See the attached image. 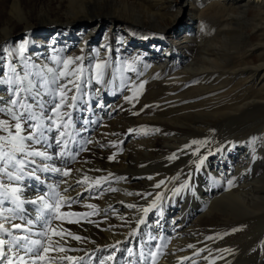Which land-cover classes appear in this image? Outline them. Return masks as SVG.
Wrapping results in <instances>:
<instances>
[{
    "label": "rangeland",
    "instance_id": "obj_1",
    "mask_svg": "<svg viewBox=\"0 0 264 264\" xmlns=\"http://www.w3.org/2000/svg\"><path fill=\"white\" fill-rule=\"evenodd\" d=\"M34 1L37 2L35 7L30 4L29 0H23L26 10L37 11L45 8L44 11H49L50 9H56L53 12H59L61 16L59 18L66 19L64 15L66 4H63V9H59L56 8V0ZM92 1L93 4L96 3L95 8L101 7L98 6L99 3L96 0ZM195 1L197 0H167L166 3L168 4L165 6L157 3L158 5L154 7V10L157 13L156 10L159 9L160 13L158 12V17L155 20H159L156 22H160V24L154 25L152 24L155 23L154 18L150 19L147 13L148 11L153 13L150 3L145 2V0H131L136 5L130 7V14H116L119 19H110L104 23L97 31L98 34L94 36L92 42L88 45L90 48L83 47L82 49L81 47V50L79 49L81 52L78 50L77 54L73 55L71 53L79 48L78 42L76 47L72 48L73 51L69 49L71 51L67 52L64 45H59V51L53 48L51 53L44 49L46 46L43 42L37 43V35L48 31L49 28L41 25L35 13L33 15L29 14V10L26 11L27 16L32 19L34 28L32 36L22 29L16 30L14 36L10 37L8 42L3 43L0 47V65H6V73H2V77H0V84L2 85L0 91L8 92L10 97L6 99V104H3V100H0V155L7 153L4 159H0V224L12 233L9 235L7 232L0 230V240L6 241L5 252H7L8 247L13 246L14 236H29L33 240H42L43 247L49 245L48 248H50L51 253L61 252L58 246L57 250L53 248L54 233L61 234L57 238L60 241L68 242L71 236L68 233H72V235L80 233L82 235V232H86V229L83 228L90 225L96 226V224L100 225L95 232L96 244L101 245L105 242L102 228L114 225L119 216L117 214L107 216L99 213L96 208L87 207L89 203L84 202V195L82 194L78 201L62 204L63 199H60L58 190L64 179L74 175L78 168L92 170L99 166L98 168L106 169L117 161L122 162V157L126 153L130 155L129 150L132 154L134 153L135 158H139L140 161L145 160L146 157L140 156L143 155L140 151V144L143 143L146 136H149L147 133H154L151 140L155 143L152 155L155 158H159L163 155V152L173 153V149L166 146L163 141L162 135L164 133L170 132V129H172V133L186 134L182 127L164 124L151 123V126H155L153 129L145 126L136 127L134 120L143 116L152 117L157 115L160 117L168 116L170 119L185 118L188 114H193L196 111H198L196 114L201 111L204 113V108L209 103L222 108L221 102L224 99H229L232 93L239 96L244 94L243 96H245L248 95V91L249 94L252 92V90H249L247 82L243 84L244 79L238 78L231 84L227 83V79L225 80L223 77L213 78L210 79L208 85L205 84L206 86H204L199 80L193 79L195 76L192 72L189 71L188 74L183 72L185 67L191 66L192 62H195V65L199 63L203 48L197 41L205 39V42H210L208 38H210L211 32H207L205 29L201 30L202 28L198 26V23L189 28V25H191L190 15L198 12L195 8ZM198 1L202 4L206 0ZM51 2H53L52 5H50ZM101 3L105 6L104 2ZM257 14L256 7L250 8L248 12L249 19L255 18ZM5 15L6 13H2L0 7V26L6 19ZM54 15L58 16V14ZM137 15L141 16L142 21L140 23L142 25L136 24L132 20L133 16ZM174 20L176 22L172 25ZM112 24L113 27H111ZM120 25L123 26H121V30L125 28L131 31L133 36L129 43H134L135 40L147 41L154 48L158 43L157 47H159L158 50L161 54L164 53V47L161 43L167 46L173 43L174 56L170 59L162 56V62L168 68L165 74L158 71H156V74H149L152 68V60L149 59L148 53L128 55L123 50L122 45L127 43L124 40L127 36L116 31ZM236 26V31L229 43L228 36V38L225 37L226 39L222 36V41L220 39V42L224 45L225 41L227 42L224 51L231 58L223 65L228 67L227 70L230 72L233 71V68L238 70L239 68H246L244 67L245 64L254 66L259 61L257 54L250 53L251 49L249 47L252 48V46L261 43V37L255 34L251 27H243L238 18H236ZM19 28H21L20 24ZM107 34L111 36L113 48L111 59L108 56L99 57L101 50L98 46L102 45ZM55 41L61 44L62 39L57 37ZM22 46L23 50H21ZM227 49L228 51H226ZM37 50L42 54L33 55ZM87 51L95 52V58L92 61L86 55H83ZM247 51L249 52L245 55V62H243L240 60L241 55ZM19 62L23 63L22 68L18 66ZM98 64L102 66L99 69L96 67ZM74 66L80 71L85 67H90L92 73L88 71V75H90L88 79L84 75L82 76L78 89H71L72 85L68 84L70 79L71 82L74 81L71 78L74 76ZM61 73L64 75H61ZM111 73L112 75H110ZM169 74L170 76H167ZM133 78L135 79L133 80ZM220 79H223L224 82ZM239 80L243 82L241 83ZM63 83H66L64 85L67 86V90L64 97L65 103L59 109L60 117H62L60 118L53 109L55 105L61 102ZM141 84L143 88L140 87ZM221 84L227 89L220 91ZM206 87L209 88L207 92L197 93V90ZM99 88L104 89L103 97L96 93V89ZM73 92L76 94H73ZM73 95L76 99L72 102L71 97ZM220 95H224L221 96L223 97L222 100H214ZM13 101H16V103L14 104ZM69 101L72 102V107L67 106ZM254 113L255 111L250 110L242 117L247 127L246 133L244 131H242L244 133L240 132L244 137L233 136L224 141L211 138L214 140L212 149H215L211 154L216 159H225L227 162L230 160L228 158L232 157L235 152L238 153L243 149H248L247 157L252 159L249 163L250 172L257 168L256 174L261 176L264 173V149H260V153L257 155L256 148L262 146L260 143L263 142L264 138L256 145V139H261L258 138L261 135L257 133L253 139L251 129L253 130L252 126L256 124H260V127L264 125V116H259L257 117L259 119H257L253 116ZM32 116H35L36 119H31ZM20 117H23V119H20ZM17 122L22 125L21 136L27 137L29 134H35L40 141L35 143L25 139L24 153L15 151L11 143V137L16 135L15 124ZM37 124L40 125L38 129L34 127ZM64 124H67L68 127H63ZM57 125H60V127L58 128ZM61 132L64 133L63 137L60 135ZM58 140L61 141L59 147L57 146ZM192 141L195 140L186 141V147L191 151L199 147L198 143L193 144ZM240 143L243 145L241 144L240 147H236L232 151L223 152L224 149ZM251 150L252 153L250 154ZM31 151L45 152L51 159L46 160L43 157L28 155L27 153ZM188 155L191 158V154ZM110 156L114 158L108 159ZM9 157L13 159H9ZM145 162H143L144 166L147 165ZM45 165L48 166V171L44 170ZM168 165L171 166L172 164L165 163L161 167L167 169ZM51 169H60V171L56 172ZM64 171H68L69 175L64 176ZM199 171L203 173L202 178L213 190L222 189L226 192L237 187L235 182L237 177L234 174L228 178L218 176L210 167L200 162L193 165V168L189 170L190 174ZM9 176H19L20 179H9ZM11 188L20 189L16 193V196L19 197L18 201L11 194ZM130 188L139 201H143L144 198L148 197L147 188L140 182L131 183ZM111 189L116 188L109 186L102 192H96V194H93V199L99 203L101 195L107 192L115 195L116 191ZM206 193L204 191L200 194L195 185H190L187 190L185 188L184 194H175L173 191H168L166 198L154 210L150 222V224L156 223L155 226L151 227L156 232L155 235L153 237H146L145 235L139 239L140 244L144 247L143 252L135 254V251L131 250L132 247L122 250L127 245L122 243L117 261L113 264H160L162 263L161 259L169 251L171 243L175 241V235L183 236L185 239L197 238V241L191 240L188 243V245L195 248L203 247V245L204 247H211L208 256L195 257L192 264L213 263L218 259L230 260L228 262L232 264H247L250 262V247L244 246L242 242L248 236L249 228L245 225L227 223L222 217L213 218V216L207 215L209 209L206 202L209 199L208 195H205ZM40 196L45 198L44 201L36 204L31 203ZM44 203L51 204L54 207L48 210L44 208ZM57 203L60 205L59 208L55 207ZM27 209H32V213ZM178 212L180 217L173 222L172 220ZM61 213H82L85 215L61 216ZM41 215L44 219L37 220L36 218ZM123 217L129 218L128 215ZM28 220H32L33 223L31 225L26 224ZM46 221L47 226H45ZM69 221L72 222L69 223ZM76 221H79V223ZM13 224H20L24 228H30L31 231H18L12 228ZM41 232L45 235H39ZM90 232L93 233V231ZM132 238L130 236L129 239ZM81 240L83 241V239ZM139 242L134 246L136 249L140 246ZM259 246L263 254L264 246L262 244H259ZM129 249L131 255H129ZM120 252L122 253L121 257ZM8 255H12V259L17 260L15 257L25 255V253L22 249L13 247V252L8 253ZM25 260H29L26 255ZM3 264H7V261H4ZM29 264H31V261H29Z\"/></svg>",
    "mask_w": 264,
    "mask_h": 264
},
{
    "label": "bare ground",
    "instance_id": "obj_2",
    "mask_svg": "<svg viewBox=\"0 0 264 264\" xmlns=\"http://www.w3.org/2000/svg\"><path fill=\"white\" fill-rule=\"evenodd\" d=\"M29 2L32 6H37L36 1L29 0ZM96 2L99 3L98 6H101L100 8H95L94 5L96 3L93 4L92 0H56V8L63 9V4H66L64 10L65 20L59 18L61 17L59 12H53L56 9L44 11L45 8H42L41 10H37L39 12L28 9L29 14H36L37 20L41 22L42 26H47L49 28L47 29L48 31L37 35V43L43 42L46 46L44 49L51 53L53 48L58 49L59 51V45H64L65 50L70 52L73 47H76V43L78 42L79 48H77L75 52L72 50L73 52L71 53L72 55L77 54V51L81 47L82 49L83 47H89L88 45L92 42L94 36L98 34L97 31L104 23L108 22L110 19H119V16L116 14H130V7H134L136 5V3L131 2V0H96ZM101 2H104L105 6H103ZM145 2L150 3V8L153 13L151 11H148L147 13L149 14L148 16L150 19L154 18L153 20H155L160 13L158 8V10H156L157 13H155L154 10V7L158 5L157 3H161V6L168 4L166 3L167 0H145ZM195 2V8H197L198 12L190 15L191 25H189V28L198 23V26L202 28H200L201 30L205 29V31L211 32V36L208 38L210 39V42H205V39L197 41V43L203 48L199 63L195 65V62H192L191 66L185 67V69L183 68V72L187 74L189 71L192 72L195 76L193 79L199 80L204 86L208 85L210 79L213 78L223 77L225 80L227 79V83L231 84L238 78L241 80L244 79V82L239 81L241 83L243 82V84L247 82L246 84L252 92L249 94L248 91V95L245 96L242 94L243 97L232 93L229 99H224L223 102L220 101L223 106L222 108H218V106H214L209 103L208 106L204 108L203 112L205 114L202 113V111L196 114L198 112L196 111L193 114H188L185 118L170 119L168 116L160 117L157 115L152 117L143 116L134 120L136 127L145 126L149 129H153L155 126H151V123L164 124L173 127H182L184 128V132H186V134L182 135L172 133V129H170V132L164 133L162 135L164 138L163 141L166 146L173 149V153L168 154V152H163V155L159 158H155L152 156L155 143L151 140L154 133H147L149 136H146V139L142 144H140V151L144 155L140 156L146 157L145 160L140 161L139 158H135V156H133L134 153L132 154L130 152L131 150H129L130 155L126 153L124 157H122V162L117 161L108 166L106 169L98 168L99 166H96L92 170L78 168L74 175L68 176L64 179L58 190L60 197L65 198L62 200V204L68 203L66 199L67 197H72L73 203L78 201L80 197L84 195V202L89 203V205H95V208L96 210L98 209L99 213L107 216H114L117 214L119 219L114 225L102 228L105 242H101V245L98 243L96 244L97 238H95V232L100 226L97 224L96 226L90 225L83 228L86 229V232H82V235H80V233L71 235L68 242L63 240L60 241L57 239L58 235H54V250L58 249L57 246L59 249L63 246L62 248L64 251L51 253L50 248H48L49 245H47L46 248L49 249V252L47 253L45 260L43 262H37V264H100V260H104V264H113V262L117 261L122 243L127 244L122 248V250L132 247L131 250L135 251V254L142 253L144 247L140 244L139 239L145 235L146 237H153L156 233L154 229H151V227L155 226L156 223L150 224L156 207L163 202L168 191H173L175 194H184L185 188L187 190V187H190V185H195L200 194L204 191L207 192L205 194L208 195L209 199V201L206 202L209 209L207 215L210 217L213 216V218L222 217L227 223L245 225L249 228L248 236L242 241L244 246L250 247L251 251L250 262L247 264H264V253L262 254L259 246V244L264 246V173L261 176H258L256 174L257 168L250 172L249 163L252 159L247 157L248 149H243L238 153L235 152L232 157L226 156L230 159L227 162L225 159H216V157H213L211 154L215 150L212 149L214 138L217 141H224L233 136L244 137L242 133H246L247 127L244 118L242 117L246 115L248 111H255L253 116L256 118L264 116V0H206L202 4L198 0ZM52 4L53 2L50 3V5ZM0 7L2 9V13H6V19L0 26V47L3 43H7L9 38L13 37L19 29H22L29 35L33 33L34 28L32 19H30L26 14V11L28 10H26V5L23 3V0H0ZM252 7L257 8L258 14L255 18L249 19L248 12ZM54 14H58V16ZM236 18H238L239 23L242 24L243 27H251L254 30V33L261 37V43L252 46V48L248 46L251 49L250 53L257 54L259 58L258 64H254V66H248L245 64L244 67L246 68H239V70L233 68V71L230 72L227 70L229 68L223 65L231 58L230 55L228 56L224 51L227 46V42L224 40V45L220 42V39L222 41V36L223 38L228 36L229 39L227 40L229 43L232 35L236 31ZM222 19L223 21H221ZM132 20L136 24L142 25L140 23L142 21L140 15L133 16ZM156 21L159 20H155V23L152 24H160V22ZM175 22L176 20L172 22V25L175 24ZM19 24L21 28H19ZM121 26L122 25L115 29L127 36L126 39H124L127 43L122 45L124 47L123 50L127 52L128 55L135 53H148L149 59L152 60V68L150 69L149 74H156V71L165 74V71L168 68L165 66L164 62H162V56L166 59H170L174 56L173 43L169 44V46L161 43L164 47V53L161 54L160 50H158L159 47H157L158 43L155 48L154 46L151 47L147 41L135 40L134 43H129L131 42L133 35L130 30H126L125 28H122L123 30H121ZM111 27H113V24ZM57 37L62 39L61 44H58L55 41ZM98 47L101 50L99 57L112 56L113 48L111 44V36L107 34L102 45H99ZM226 51H228V49ZM240 52L239 54H241ZM248 52L249 51L241 55V61L245 62V55ZM94 53L95 52L87 51L84 52L83 55H86V57L92 61V59L95 58ZM41 54L42 53L37 50L33 55ZM111 58L112 57H110V59ZM22 62H19L18 64L20 68L23 67ZM3 66L4 65H0V77H2V73H6V65L4 67ZM88 71L91 73L90 67H85L80 71L76 66H74V76L71 77L74 81H72V83H68L72 85L71 89L79 88L76 86H80L83 75L86 79L90 77V75H88ZM136 74L137 72L135 71V75ZM170 74L167 76H170ZM225 74L226 76H224ZM110 75H112V73ZM134 79L135 78H133V80ZM170 79L173 80L174 78ZM221 80L223 81V79H220V81ZM64 84L66 83H63V85ZM221 87L220 91L227 89L226 87H223L222 84ZM1 88L2 85L0 84V90H2ZM207 90H209V88H202L197 90V93H204L205 91L207 92ZM239 90L241 89L239 88ZM96 93L103 97L104 89H96ZM73 94L76 93L73 92ZM221 96L224 95H220V97L217 96L214 100H222L223 97ZM7 98H10L9 93L6 91H0V100H3V104H6ZM259 125L260 124L253 125V130L251 129V131H253V134H251L252 138L257 133L261 135L258 137L261 139H256V145L264 138V125L261 127ZM215 132L216 134H214ZM191 139L200 142L198 143V148L192 149L194 152L186 147V141ZM242 143L231 148H226L223 152L232 151L236 147H240ZM260 145L262 146H258L256 148L257 155L260 153V149H264V139ZM251 153L252 150L250 154ZM173 154H175L176 158L169 159V157H172ZM188 154H191V158ZM148 161H150L149 165ZM143 162H145L148 166H144ZM199 162L210 167L218 176L228 178L234 174L237 177L235 181L237 185L236 189L226 192L222 189V191L220 189L213 190L210 188L209 184L206 183V180L204 181L202 178L203 173L201 171L190 174L189 170L193 168V165H196ZM165 163L172 165H168L169 167L165 169L161 167V165ZM110 173L111 175H109ZM85 177H88V179L85 180ZM149 177L152 179H149ZM98 180L99 185L96 183ZM77 181H82V183L77 184ZM161 181H163V183H161ZM133 182H140L147 188L148 197L144 198L145 200L139 201L136 198V194L130 188V184ZM157 184L160 186L156 187ZM109 186L116 188V194L112 195L107 192L106 194L101 195L99 203L96 202L95 199H93V194L101 192V189L106 190ZM65 189H67L66 192L64 191ZM77 193H79V195H77ZM128 193L132 194L128 195ZM89 199L91 200L89 201ZM128 204H135L136 206L131 210L127 207ZM146 208L149 209L147 213L143 211ZM32 209L27 210L32 213ZM124 215H128L129 218L123 217ZM175 216L176 217L172 220L173 222L180 217V213L178 212ZM141 219L144 221L143 223L139 222ZM90 231H93L94 234ZM73 236H80L83 241L75 240L72 238ZM130 236L133 238L129 239ZM174 240L175 241H173L170 245L169 251L164 255V258L161 259L162 263L160 264H192L195 257L208 256L211 250V247H204V245L203 247L200 246L198 248L189 247L188 243L191 240H198L195 237L185 239L183 236L179 237L175 235ZM138 242L140 246L136 249L134 246ZM121 255L122 253L120 252V257ZM109 256L112 257L111 260L107 259ZM66 257H73L74 260H68ZM81 257L83 259H79ZM225 260L218 259L213 263L208 262L207 264H232L231 262H228L230 260Z\"/></svg>",
    "mask_w": 264,
    "mask_h": 264
},
{
    "label": "snow or ice",
    "instance_id": "obj_3",
    "mask_svg": "<svg viewBox=\"0 0 264 264\" xmlns=\"http://www.w3.org/2000/svg\"><path fill=\"white\" fill-rule=\"evenodd\" d=\"M21 50H23V46L21 47ZM97 69L101 68L102 66L101 65H97L96 66ZM61 75H64L63 73H61ZM78 78V77H77ZM69 83H72L71 81ZM77 88L79 87L78 85L76 86ZM141 88H143V85L141 84L140 85ZM66 90H67V86H63L61 88V102L60 104H57L55 105L53 111L57 113V116L60 117V113H59V109L61 108L62 105H64L65 103V100H64V97L66 95ZM76 98L73 96L71 97V101H74ZM13 103L15 104L16 101H13ZM68 107H72V103L69 101L68 104H67ZM42 107V105H41ZM62 118V117H60ZM20 119H23V117H20ZM31 119H36L35 116H32ZM53 123H55V121H53ZM35 128H40V125L37 124L34 126ZM57 127L59 128L60 125H57ZM63 127L67 128L68 125L67 124H64ZM15 131H16V135L12 136L11 137V143H12V146L13 148L15 149V151H18V152H21V153H24L25 152V145H24V140L27 139L28 141L30 142H35V143H39V139L37 138V136L35 134H29L27 137L25 136H21L20 135V132L22 131V125L17 122L15 124ZM129 131H133V130H129ZM157 131H159V129H157ZM61 137L64 136V133L61 132L60 133ZM193 144H196V143H200L199 141H192ZM61 144V141H57V146L59 147ZM66 147V145H65ZM28 155H31V156H35V157H43L44 159H51L50 156H48L45 152H41V151H31V152H28L27 153ZM63 155V153H61ZM7 156V153H4L3 155H0V159H4V157ZM114 157H109L108 159H113ZM175 154H173L172 157H169V159H175ZM9 159H13L12 157H9ZM22 163V162H21ZM45 171H48L49 168L47 165H45V168H44ZM52 171H56V172H59L60 169H51ZM63 175L64 176H68L69 175V172L68 171H64L63 172ZM111 175V173L109 174ZM9 179H17L19 180L20 177L19 176H16V177H12V176H9ZM88 177H85V180H87ZM149 179H152L151 177H149ZM82 183V181H77V184H80ZM97 185H99V180L96 182ZM161 183H163V181H161ZM231 183V182H229ZM160 185L157 184L156 187H159ZM112 191H116V189H111ZM20 191L19 188H11V194L13 195L14 199L15 200H19V197L16 196V193H18ZM65 192L67 191V189L64 190ZM103 191V189H101V192ZM132 193H128V195H131ZM77 195H79V193H77ZM44 197L43 196H40L38 197L37 200H33L31 201V203L33 204H36L38 202H41V201H44ZM60 199H65L64 197H61ZM67 202L70 204L72 201H73V198L72 197H67ZM59 203H57L55 205L56 208H59ZM54 206L51 205V204H48V203H44V208L48 209V210H51ZM87 207L89 208H95V205H87ZM128 208H133L135 207V205L133 204H128L127 205ZM149 209H144L143 211L145 213H147ZM61 216H82V215H85V214H82V213H61L60 214ZM37 220H42L44 219V217L41 215V216H38L36 218ZM72 221H69V223H71ZM77 223H79V221H76ZM140 223H143L144 221L141 219L139 221ZM33 223L32 220H28L26 221V224L28 225H31ZM45 226H47V221L45 222ZM12 228L13 229H16L18 231H28L30 232L31 229L30 228H24L22 227L20 224H13L12 225ZM0 230L4 231V232H7L9 235H11L12 233L8 231V229H5L4 226L2 224H0ZM39 235L41 236H44L45 233L41 232L39 233ZM54 235H60V233H54ZM68 235H72V233H68ZM73 239L75 240H81L82 238L80 236H73L72 237ZM119 243V242H118ZM5 244H6V241L5 240H0V264H3L4 261H7V264H29V261H31V264H37V262H43L46 258V255L47 253L49 252V249L46 248V247H43V241L42 240H39V239H30L29 236H14L13 237V246L12 247H8L7 249V252H5ZM13 247L15 248H18V249H22L25 253L26 256L29 257V260H25V255H18L17 256V260H13L11 256L8 255V253H12L13 252ZM189 247H193L192 245H189ZM42 249V251H41ZM60 251H64L63 248L60 249ZM129 255H131V250L129 249ZM227 251V250H225ZM153 256L155 255L154 253L152 254ZM68 260H74L73 257H66ZM79 259H83L82 257L79 258ZM107 259L111 260L112 257L109 256L107 257ZM100 264H104V260H100Z\"/></svg>",
    "mask_w": 264,
    "mask_h": 264
}]
</instances>
